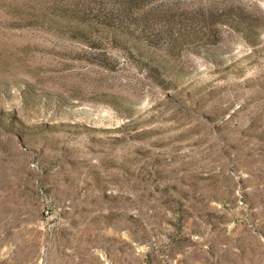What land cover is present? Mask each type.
I'll list each match as a JSON object with an SVG mask.
<instances>
[{"label":"rangeland","instance_id":"1","mask_svg":"<svg viewBox=\"0 0 264 264\" xmlns=\"http://www.w3.org/2000/svg\"><path fill=\"white\" fill-rule=\"evenodd\" d=\"M0 264H264V0H0Z\"/></svg>","mask_w":264,"mask_h":264}]
</instances>
